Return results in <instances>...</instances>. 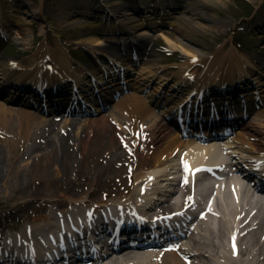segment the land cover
<instances>
[{"label":"bare ground","instance_id":"1","mask_svg":"<svg viewBox=\"0 0 264 264\" xmlns=\"http://www.w3.org/2000/svg\"><path fill=\"white\" fill-rule=\"evenodd\" d=\"M145 1L147 0H131L128 5L121 1H116L111 5L109 0H91V2L85 3L84 5L73 1L62 8L57 7V12L61 15L59 24L62 25L64 23L63 17L76 15L77 17H81V19L77 18L72 21L75 27H80L81 29H86L90 26L95 27L96 32L94 34L92 33L74 40L75 44L85 47L94 56H98L97 54L100 51H105V43L107 40H118L121 38L126 41L130 39L136 40L139 42V45L144 47V50H148L149 40L155 31L167 25L181 32L189 40H197L198 44H200V40L193 37V32L199 30L197 28L199 23L195 25L192 17L181 15V12L187 10L183 6V2L186 0H167V2L163 0H152L153 4L145 3ZM192 1L195 3V6L190 8L192 14L197 15L201 19L215 22V27H225L222 21L216 20H218L217 15L224 8L223 5L229 0ZM11 8L14 12L20 11V8H23V13L40 19L42 31H45L46 27L49 26L46 25L47 18H53L46 16L47 14L49 15L51 10L47 11L43 3L34 6L31 0H18ZM128 9L143 14L146 13L147 15L151 13L154 16H162L164 24H158L157 20L154 19L155 17H151L152 20L149 21V26H146L148 22L146 20L138 19V21H133L127 17V14H130V12L126 13ZM28 10L31 13H28ZM6 12L8 11L0 8V25L5 31L11 29L16 30L21 39V45L24 48L29 47L32 39L30 30L24 26L26 24L25 20H12L13 17L9 16H13V14L9 15V12ZM125 16L126 18H122ZM86 17H91V20L94 19L92 22L93 25H88L89 23L84 22V18ZM110 18H112L111 25L107 26L106 21ZM257 26L260 31L259 39L264 42V20L259 22ZM171 34L170 31L166 34L170 41V47L172 49H182L184 51L183 55H186L188 60L182 64L181 68H179L180 70L174 72H170L169 66H165L164 62H159V65L153 62L145 63L139 70V78L130 83L132 91L120 98L116 106L111 110L112 112L108 111L104 116H91L85 119L67 117L58 123L53 118L45 117L36 111L15 105L17 102L24 104L22 100L16 101L10 96L0 94V132H5L11 136L5 138L25 139L28 143L26 146L28 153L33 154L35 151L41 152V156H49L56 164L62 165L64 171L63 179L68 181L69 185H72L74 181L68 177V174L72 169V163L74 161H80L82 159L84 168L86 167V162L90 166L91 163H94L96 168L97 166L99 167L100 162L94 160V154H96L94 152L98 151V143L101 147L102 142L105 141L106 134L103 132L100 138H97V131L96 133L94 131L98 126L103 125L105 120L111 116L113 119H117L118 124L130 122L129 131L123 128L125 131L120 130L119 132L122 141L132 142L135 146V155L137 157L141 156L140 167L136 169V174L134 172L135 180L140 182L141 178H147L150 173L157 174L159 172L160 177L163 178L164 174L162 172L165 169V165L175 159L173 154L175 149L178 146L186 144L179 142L178 132H174L166 120L160 119L159 121L156 116L157 114L154 112V107L150 104L154 102L152 98L155 95L161 98L162 95L160 93L162 92V87L168 85L170 87L168 90L172 91L178 85L180 87L184 86V84L186 85L190 81L188 80V75H191L190 73L186 74V72L192 70L196 78V81L192 83V87L196 85L199 88L205 86L213 92H219L225 88L230 92L240 89L239 91L241 92L242 88L256 82L257 86L255 89L258 90L261 88L264 91V62L256 63L249 56L243 53L239 54L234 49L232 51L227 50L223 55L218 54L222 50H215L213 59L210 57L204 58V55L198 53L192 46L187 47L181 40L174 41ZM58 38L56 46H50L45 41L40 46L38 52L29 58L18 60L17 64L13 63L10 58L0 56V64L5 67L3 68L5 70L9 68L13 71L19 70L25 78L35 77L41 81H51L56 86L69 78L85 80L86 75H89L88 65L81 64L80 66H76L75 63L77 61H75L68 48L60 40V35H58ZM156 61H159V59ZM199 61L203 62L204 65L197 66ZM51 64H53L52 69L50 68ZM191 65L192 69H189ZM151 85L156 90L150 94L152 98H150V95H141ZM180 93L181 91L179 93L174 91L175 97H178ZM155 104L157 105L158 103ZM253 106L256 108L255 103H253ZM118 112H121V114ZM258 115L263 116L264 110H259ZM13 118H16L17 122ZM123 119L126 122H123ZM106 125H109L108 127L111 129L112 126L110 123H106ZM106 125L104 127H107ZM258 126L255 124H244V130L238 131V135L234 139L237 142L239 141L242 147L244 145L249 146V151L264 150V137L261 136L263 135V131ZM58 127L59 130L57 129ZM75 127L76 133L74 135H65L68 132L62 134V131H71ZM42 128L44 129L42 130ZM80 132H84L85 134L79 135ZM91 133L94 134L93 137H91ZM37 137H40L41 141L39 143L36 140L34 141ZM188 142L191 143V141ZM260 143L263 145H260ZM151 145H154L156 149L151 150L149 147ZM141 146L143 150L140 148ZM112 147L115 146H111L110 149ZM7 150L8 148L0 146V184L5 178L3 161L8 156ZM143 151L147 152L145 157L141 155ZM75 153L80 159L73 160ZM82 155L83 158L81 157ZM132 156L134 155H129L130 158ZM83 170L85 169L81 168V171ZM16 183H20L19 180ZM70 189H74V187ZM65 192L68 193V191L61 190L62 194H66ZM135 192L137 191L133 190L131 193L126 191L121 196L125 197V200H131L133 199L131 196ZM71 193L74 192L71 191ZM243 193H245V204L240 205V203L234 202L233 199H229L226 203L219 201L222 210L219 221L213 225L208 222L203 224L201 226V233H198L194 237H189L187 244L190 252L194 253L195 257H206L205 259L196 261V264H264V219L261 223L259 222V227L255 228L257 225H253L251 220H249L250 222L246 220L249 214L246 213V217H240L246 209L248 210V205H250L248 193ZM165 195L164 198H167L168 190ZM162 206L165 207V204H162ZM237 218L240 219L238 225L240 238L236 244H232V230ZM49 219L50 217L48 215L41 216L32 225H42L43 220ZM154 255V252L143 253L137 257L130 255L122 260L117 258L115 261L118 264H124L127 261L134 260L135 262L133 264H183L174 254L167 255L165 263H152L151 258ZM120 260L122 261L121 263L118 262Z\"/></svg>","mask_w":264,"mask_h":264},{"label":"rangeland","instance_id":"2","mask_svg":"<svg viewBox=\"0 0 264 264\" xmlns=\"http://www.w3.org/2000/svg\"><path fill=\"white\" fill-rule=\"evenodd\" d=\"M17 1L18 0H0V6L6 10L9 8L7 11L13 14L15 19L25 20L26 24L24 26L31 31L32 39L35 37L36 46H39L44 40V36L40 35V20L20 11L12 12L11 6ZM73 1H76L80 5L91 2V0H31L33 5L43 3L45 4L46 10H51L49 15H46L47 17H53L47 19V24L50 25L48 27V38H51L50 44H55L56 34H61L64 39L74 40L92 34L93 30L95 31V29L91 27L86 29L75 27L72 21L77 18L81 19V17H77L76 15L63 17L64 23L62 25L59 24L61 15L57 12V7L62 8ZM116 1L127 4L125 2L126 0H112L111 4H114ZM194 4L192 0H186L185 8H187V10L181 12V15L192 17L195 25L199 23L197 25L199 30L193 32V37L199 39L200 44H198L197 40H189L177 30L170 27L163 28L166 32L170 31L172 33L171 35L174 41L181 40L187 47L192 46L196 48V51H199L200 54L205 56L211 55L214 50L221 47L219 50H222L221 52L223 53H225L226 50L232 51L234 49L239 54L243 53L244 55L259 57L262 62H264V42L259 39L260 31L257 26L259 22L264 20V0H229L226 2L223 5V10L217 15L218 20H216L222 21L224 23L223 26H225L224 28L215 27V22L201 19L197 15L192 14L190 8ZM243 14L250 15L241 17ZM134 15L135 14H131L129 16L134 18L136 17V15ZM84 22L89 23L88 25L92 23V21L86 18H84ZM9 35L10 37L5 40L0 54L9 58L10 56L5 54V52H11L14 53L15 57H20L17 50L10 46L12 45L17 49H21V44L17 42V33L10 32ZM152 39L155 40L154 44H158L156 46L157 49H155L158 56L167 58V55L163 54L165 52L160 48V44L163 45V48L164 46L170 45L167 37L162 34V31H157ZM238 41H241L244 45L240 46ZM8 45V50H6ZM76 53L83 54L80 50H77ZM181 54L182 52L180 50L176 51L175 55L168 58L166 62L170 63L169 65H175V62L179 61L178 59ZM109 107L113 108L112 105ZM260 109L264 110V101ZM119 114H121V112ZM104 115L105 114L102 113V116ZM49 117H54V115H50ZM252 118L251 122L260 126V129L263 131V135L261 136L264 137V115L259 116L253 113ZM16 120L15 118L14 121ZM106 123L111 124L110 120L106 119L105 123L98 126L94 131L95 133L97 131V138H100L103 132L106 134L105 141L102 142L101 147L98 143V151L94 152L96 153L94 154V160L100 162L99 167L97 166L96 168L94 163H91L90 166L88 162H86V167L84 168L82 159L79 161L78 159H80V157L78 158L75 153V158L73 160L78 161L72 163V169L68 174V177L74 181L72 185H69V182L63 179L64 171L62 165L56 164L49 156H41V152L35 151L33 154L28 153L26 147L28 143L25 139L5 138L6 136H1L4 135V133L0 132V146L8 148V156L3 161L5 178L0 184V212H4L6 215H10L9 213L13 212L17 217L22 212H28V214L34 216L31 210L40 208L45 202L52 201L58 205H66L69 203L70 196H77L78 193L93 189L94 191L96 189L100 191L102 188H105L106 185L117 186L123 179H126L128 171V164L126 163L128 146L126 147L122 143V140L119 139V135L115 131V126L111 124L112 127L110 129L108 127L109 125L107 126ZM105 125L107 127H104ZM43 129L44 128H42V130ZM57 129L59 130V127ZM38 132H40V130H38ZM75 133L76 128L71 130L68 136H72ZM84 134V132L79 133V135ZM93 136L94 134L91 133V137ZM35 140L38 143L41 141L40 137H37L34 141ZM111 146L115 147L110 149ZM81 157L83 158V155ZM81 168L85 170L81 171ZM18 180L20 183L17 184L16 181ZM73 187L74 189H70ZM61 190L68 191V193L65 192L66 194H62ZM71 191L74 193H71ZM75 192L77 193L75 194ZM100 193L96 194L97 196H93L98 198Z\"/></svg>","mask_w":264,"mask_h":264}]
</instances>
